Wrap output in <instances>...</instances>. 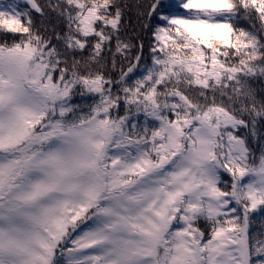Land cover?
I'll use <instances>...</instances> for the list:
<instances>
[{
  "label": "snow or ice",
  "instance_id": "snow-or-ice-1",
  "mask_svg": "<svg viewBox=\"0 0 264 264\" xmlns=\"http://www.w3.org/2000/svg\"><path fill=\"white\" fill-rule=\"evenodd\" d=\"M0 264H264V0H0Z\"/></svg>",
  "mask_w": 264,
  "mask_h": 264
},
{
  "label": "trees",
  "instance_id": "trees-1",
  "mask_svg": "<svg viewBox=\"0 0 264 264\" xmlns=\"http://www.w3.org/2000/svg\"><path fill=\"white\" fill-rule=\"evenodd\" d=\"M127 3H130V4H133V5H137V4H145L147 3V0H126ZM135 10V9H134ZM255 227H259V225H255L254 226V230H255Z\"/></svg>",
  "mask_w": 264,
  "mask_h": 264
}]
</instances>
